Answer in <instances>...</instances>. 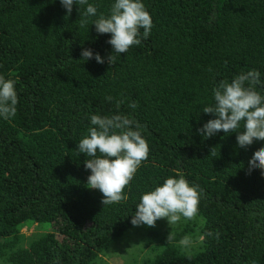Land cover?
<instances>
[{
  "label": "trees",
  "instance_id": "1",
  "mask_svg": "<svg viewBox=\"0 0 264 264\" xmlns=\"http://www.w3.org/2000/svg\"><path fill=\"white\" fill-rule=\"evenodd\" d=\"M107 13L112 0H88ZM153 27L127 53H113L86 5L67 15L59 0H0V75L18 94L0 119V259L9 264H92L133 225L141 193L172 175L202 189L198 213L161 239L148 264H264V176L248 161L264 141L240 148L236 133L204 137L202 111L222 79L249 69L264 79V0H144ZM142 31V30H141ZM82 48L105 57L84 61ZM257 90H262L257 86ZM111 96V101L106 97ZM131 113L149 155L103 204L86 184L89 159L77 144L90 114ZM135 101L137 107H128ZM51 229L21 245L20 228ZM194 236L188 250L180 246Z\"/></svg>",
  "mask_w": 264,
  "mask_h": 264
},
{
  "label": "clouds",
  "instance_id": "2",
  "mask_svg": "<svg viewBox=\"0 0 264 264\" xmlns=\"http://www.w3.org/2000/svg\"><path fill=\"white\" fill-rule=\"evenodd\" d=\"M70 15L74 4L86 5L84 15L93 18L91 24L99 34H111L107 43L113 53H127L133 45L141 44L153 27L151 14L144 0H112L107 13H98L96 4L88 0H59ZM142 30V31H141ZM84 61L95 59L103 64L105 57L91 48H82ZM16 81L0 75V119L14 117L17 111L18 94ZM262 90L258 91L257 86ZM111 101L113 97H106ZM123 100L116 101L117 111L111 114H90V127L77 144L79 153L89 159L84 167L90 170L87 186L98 189L102 203H118L127 199L124 189L133 179L142 161L149 155V144L143 135L144 126L131 113L119 111ZM128 107L135 109V101ZM202 111L213 114L197 131L204 137L219 132L225 135L235 132L240 148L264 141V79L256 69L235 74L231 80L222 79L212 88V102L205 104ZM249 174L260 170L264 176V147L256 151L248 161ZM202 189L191 183L182 174L165 178L153 188L141 193L130 223L133 226L153 227L156 221L166 218L170 225L184 219H191L198 213ZM190 238L180 241L182 246L190 244Z\"/></svg>",
  "mask_w": 264,
  "mask_h": 264
},
{
  "label": "rangeland",
  "instance_id": "3",
  "mask_svg": "<svg viewBox=\"0 0 264 264\" xmlns=\"http://www.w3.org/2000/svg\"><path fill=\"white\" fill-rule=\"evenodd\" d=\"M185 220L181 218L176 224L170 225L166 218L156 221L155 226H132L127 229L120 237L112 240L103 251L93 260L92 264H148V260L155 253V245L160 243L162 237L172 235L173 231L183 227ZM51 229L47 223L34 222L23 225L20 228L21 245L24 247L29 244L31 239L48 232ZM155 232L159 239H153L149 233ZM185 237L190 238V244L184 250H188L190 245L194 244V236L186 234ZM184 237V238H185ZM0 264H9L5 260L0 259Z\"/></svg>",
  "mask_w": 264,
  "mask_h": 264
}]
</instances>
